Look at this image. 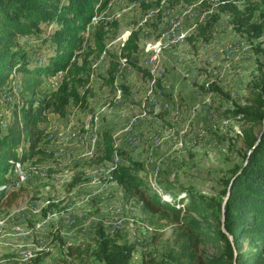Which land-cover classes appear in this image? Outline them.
<instances>
[{
  "label": "rangeland",
  "instance_id": "rangeland-1",
  "mask_svg": "<svg viewBox=\"0 0 264 264\" xmlns=\"http://www.w3.org/2000/svg\"><path fill=\"white\" fill-rule=\"evenodd\" d=\"M254 2L264 8V0H111L98 12L75 51L76 60L86 58L90 68L77 86L84 104L70 103L65 116L49 111L39 124L40 145L25 162L13 164L11 181L0 187V264H66L59 237L65 245H78L99 224L134 243L131 264L158 259L171 248L173 227L152 224L110 179L115 162L125 160L118 154L114 162L102 159L101 135L110 132L114 146L141 161L142 174L166 199L186 187L206 194L221 190L222 178L240 162L246 127L222 110L243 104L258 74L251 40L235 30L222 6L242 10ZM212 14L216 21L208 26ZM100 21L106 45L101 53L90 34ZM131 32L137 49L125 55L121 48ZM20 40L43 60L47 44ZM113 65L114 84L126 86L127 94L108 83ZM62 76L36 77V98L53 91ZM27 83L14 73L1 86L0 129L29 98ZM242 244L246 248V240ZM220 246L208 241L202 248L210 255Z\"/></svg>",
  "mask_w": 264,
  "mask_h": 264
},
{
  "label": "trees",
  "instance_id": "trees-1",
  "mask_svg": "<svg viewBox=\"0 0 264 264\" xmlns=\"http://www.w3.org/2000/svg\"><path fill=\"white\" fill-rule=\"evenodd\" d=\"M110 1L0 0V88L14 73L21 74L26 83L34 77L24 88L29 98L22 100L14 111L11 123L4 130L0 129V187L11 181L7 174L13 164L25 162L40 145L44 132L39 124L46 121L49 111L65 116L70 103L84 104L85 95L77 86L84 84V75L86 77L90 68L86 58L81 62L76 60L75 51L83 46L82 33L88 24ZM222 8L228 12L235 30L251 40L258 74L245 102L233 104L232 111L222 110L231 112L246 127L242 129L244 149L239 152L240 162L222 178L221 190L206 194L186 187L182 190L184 194L172 192L171 199H166L142 174L141 161L114 146L110 132L101 135L102 159L114 162L118 154L125 160L115 162L110 179L122 188L126 198H133L141 210L151 216L152 224L158 228L173 227L171 248L162 257L146 259L142 264H233L234 258L236 264H264V48L261 38L264 8L258 2L247 4L242 10L232 3ZM216 16L211 15L208 26L216 21ZM205 29L206 26L201 28L202 32ZM90 34L93 49L104 52L105 30L101 21ZM20 37L47 44L43 60L32 56L28 44L21 42ZM135 38L136 33L131 32L121 48L127 52L125 55L137 49ZM35 46L38 48L40 44ZM115 71L116 65H113L108 83L127 94L126 86L114 84ZM58 72H63V76L56 88L36 98V77L54 76ZM200 87L203 91L210 89ZM22 146L25 149L18 153ZM4 196L5 191L0 189V200ZM158 214L161 218L153 220ZM59 240L66 264H131L135 249L134 243L120 240L102 224L96 226L90 239L78 245H65L60 237ZM244 240L246 248L242 244ZM208 241L219 243L220 250L207 254L202 246Z\"/></svg>",
  "mask_w": 264,
  "mask_h": 264
},
{
  "label": "water",
  "instance_id": "water-1",
  "mask_svg": "<svg viewBox=\"0 0 264 264\" xmlns=\"http://www.w3.org/2000/svg\"><path fill=\"white\" fill-rule=\"evenodd\" d=\"M258 141H259V140L256 141L255 145L258 143ZM250 151H251V150H250ZM250 151H249V152H250ZM228 195H229V191H228L226 197L224 198L223 204H225ZM223 219H224V211H223V213H222V221H223ZM222 228H223V225H222ZM229 239L231 240V236H230V235H229ZM233 264H236L235 258H234V260H233Z\"/></svg>",
  "mask_w": 264,
  "mask_h": 264
},
{
  "label": "bare ground",
  "instance_id": "bare-ground-1",
  "mask_svg": "<svg viewBox=\"0 0 264 264\" xmlns=\"http://www.w3.org/2000/svg\"><path fill=\"white\" fill-rule=\"evenodd\" d=\"M16 170V169H15ZM18 174V173H17ZM24 175V174H23ZM22 179H23V176H22Z\"/></svg>",
  "mask_w": 264,
  "mask_h": 264
},
{
  "label": "built area",
  "instance_id": "built-area-1",
  "mask_svg": "<svg viewBox=\"0 0 264 264\" xmlns=\"http://www.w3.org/2000/svg\"><path fill=\"white\" fill-rule=\"evenodd\" d=\"M21 178H22V175H21Z\"/></svg>",
  "mask_w": 264,
  "mask_h": 264
}]
</instances>
